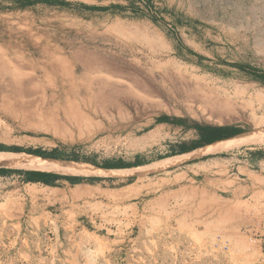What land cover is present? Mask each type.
Returning <instances> with one entry per match:
<instances>
[{
  "label": "rangeland",
  "instance_id": "1",
  "mask_svg": "<svg viewBox=\"0 0 264 264\" xmlns=\"http://www.w3.org/2000/svg\"><path fill=\"white\" fill-rule=\"evenodd\" d=\"M0 38L1 52L9 49L8 55L24 61L25 86L37 83L48 94L18 98L46 102L20 108L11 103L16 97L0 96V113L18 123L0 119V142L23 126L65 146V156L97 164L132 163L137 157L149 163L168 157L179 143L197 141L195 125L264 134V84L255 78L264 73V0H0ZM84 59L93 66L98 59L114 64L117 71L98 68L95 75L116 78L128 90L127 104L91 103L84 93L59 98L70 88L62 76L74 65L82 80ZM51 60L62 66L46 67ZM165 116L186 127H154ZM229 145L212 144L162 166L130 169L140 177L139 185L151 186L154 200L146 216L136 211V224L130 226L134 240L120 242L119 255L112 250L118 242L108 237L112 220L127 210L84 205L79 212L90 215L84 217L85 264H264V179L254 178L253 193H247L248 184L239 178L250 156L264 160V137L259 143ZM23 155L3 152L0 160ZM204 156L211 158L198 161ZM49 160L88 168L69 175L125 174L82 161ZM18 187L0 182L2 191ZM21 207L10 198L0 205L6 232L16 231L13 218L32 216ZM31 226L24 227L31 231ZM27 245L24 241L23 248ZM12 260L0 256V264H31L32 258L23 254L17 263Z\"/></svg>",
  "mask_w": 264,
  "mask_h": 264
},
{
  "label": "crops",
  "instance_id": "2",
  "mask_svg": "<svg viewBox=\"0 0 264 264\" xmlns=\"http://www.w3.org/2000/svg\"><path fill=\"white\" fill-rule=\"evenodd\" d=\"M41 93L44 92L40 90L31 95H25L24 97L48 96L47 93ZM24 100L27 99L18 101V105L15 107L20 108L21 104L26 102L33 103L37 106L43 102L46 104L43 99ZM0 119L6 120L8 122L7 124H18L9 120L2 113H0ZM21 127L23 128H20L22 130L21 132L18 131L19 133L9 135L8 141L6 142H0V150L4 148H19L21 150H35L49 153L58 149L60 153L66 155L65 146L57 145L55 139L43 135L39 130H26L23 126ZM154 127L182 128V126L168 123L154 124ZM193 143L182 142L178 146H173V151L169 154H177L174 156L165 157L149 163L142 160L141 157H137L136 163L140 164L138 166L132 168L105 169L118 170L125 173L121 175L100 173L94 176H79L23 167L0 166V182L5 181L12 185H19L14 191H2L0 189V205L7 198H10L13 201H18L22 205V213L27 212L32 214L31 217L20 214V216L13 218L12 225H14L16 231L10 230L9 232H6L7 230L4 228L5 223H7L6 218L0 216V256L12 257L14 263H17V258L23 254H27L32 258L31 264H85L84 249L82 246L85 240L83 229H87V227L84 223V217L88 218L90 215L89 211L86 213H80L79 211L86 204H103L111 208L117 207L127 210L126 216L122 218L117 217L112 220L113 232L108 237L109 240L118 242L116 244L118 248L115 247L112 250H115V253L119 255V251L121 250L119 247L120 242L134 240V237L131 236L133 229L130 230V226L132 225L134 227L136 224V211L140 212L142 210L144 211V216H146V211L151 210V205L154 200L152 198L153 191L151 186L139 185L140 182L138 183V181H140V177L129 172V170L153 165L165 159L185 156L198 149L209 146H203L190 151ZM3 152L31 155L26 152L0 151V153ZM215 153L217 152L213 154ZM31 156L40 157L37 155ZM256 156L258 154L250 156L245 161L246 163H244L245 166L243 167L244 173L239 172L241 181L248 184L247 193H253L252 187L255 186L254 178L262 177L264 179V160H258ZM202 158L198 161H204ZM121 162L125 163L123 161ZM133 163L135 161L131 164ZM254 167H258L259 170H255ZM78 178L85 179L78 181ZM87 178L93 179V181ZM27 179H37L38 182H26ZM46 182L51 185L46 184ZM238 189L240 188L231 190L233 196L238 193ZM28 223L32 224L31 231L26 229L27 227H24ZM120 227H123L121 231ZM23 230L27 231L24 232ZM24 241L29 243L26 248H23Z\"/></svg>",
  "mask_w": 264,
  "mask_h": 264
},
{
  "label": "bare ground",
  "instance_id": "3",
  "mask_svg": "<svg viewBox=\"0 0 264 264\" xmlns=\"http://www.w3.org/2000/svg\"><path fill=\"white\" fill-rule=\"evenodd\" d=\"M255 1V0H254ZM259 2V1H258ZM255 3V2H254ZM262 6V5H261ZM255 7V6H254ZM259 7V6H258ZM252 8V7H251ZM255 10L254 8H252ZM260 9V7H259ZM251 10V9H250ZM257 10V9H256ZM261 10V9H260ZM252 12V11H250ZM256 13V12H255ZM7 17V16H6ZM12 19V17H11ZM21 19V18H19ZM23 19V18H22ZM14 20V19H13ZM17 20V19H16ZM24 20V19H23ZM22 20V21H23ZM19 21V20H18ZM20 22V21H19ZM26 22V21H25ZM16 23V22H15ZM29 23V22H28ZM2 24V23H1ZM27 24V23H26ZM4 25V24H3ZM30 26V25H29ZM8 27V26H7ZM12 27V25H11ZM14 27V26H13ZM31 27V26H30ZM39 27V26H38ZM118 27V26H117ZM24 28V27H23ZM258 28V27H257ZM7 29V28H6ZM9 29V28H8ZM20 29V28H19ZM14 30V29H13ZM30 30V29H29ZM257 30V29H256ZM263 30V29H262ZM5 31V30H4ZM31 31V30H30ZM11 32V31H10ZM256 32V31H255ZM260 32V30H259ZM15 33V32H14ZM263 33V32H261ZM7 34V33H5ZM17 34V32H16ZM42 34V33H41ZM46 34V33H45ZM12 35V34H11ZM29 35V34H28ZM36 35V34H35ZM38 35V34H37ZM26 36V35H25ZM143 36V35H142ZM37 37V36H36ZM49 37V36H48ZM27 38V37H26ZM39 38V37H38ZM37 38V40H38ZM1 39V38H0ZM15 39V38H14ZM21 39V38H20ZM43 39V38H42ZM5 40V39H4ZM18 40V39H17ZM32 40V39H31ZM23 41V40H22ZM34 41V40H33ZM41 42V41H40ZM52 42V40H51ZM2 43V42H1ZM9 43V42H8ZM32 43V42H31ZM12 45V44H11ZM22 45V44H21ZM33 45V43H32ZM35 45V44H34ZM17 47V46H16ZM12 48V46H11ZM9 50V49H8ZM8 50L6 52H1L0 56V96L3 98L13 99L14 97L22 98L25 95H31L35 93L36 91H40L37 83L33 87H26L25 81L28 79L26 78V72H20L22 68H25L24 61L19 62L16 60L14 55H8ZM22 50V49H21ZM34 50V49H33ZM30 51V50H28ZM36 51V49H35ZM44 51V50H42ZM257 51V50H256ZM32 52V51H30ZM29 52V53H30ZM39 54V53H38ZM53 54V53H52ZM68 54V53H66ZM24 56V55H23ZM25 57V56H24ZM36 57V56H35ZM60 57V56H58ZM62 57V56H61ZM66 57V56H65ZM78 58L77 54L73 55V59ZM56 59V58H55ZM96 59V58H95ZM59 60H62V58H59ZM67 60V59H66ZM94 60V59H93ZM31 61V60H30ZM168 61V60H167ZM26 62V61H25ZM66 62V61H65ZM82 62V80H79L77 77V71H76V65L73 66L72 72L67 73L62 76V82H68L69 83V90L62 93L60 92L59 98L66 97L67 94H71L75 96L76 98L79 97L82 93H84L86 96L89 97L88 101L91 103H94L96 100L97 103H103L110 101L111 105H122L127 104L129 100H126L124 96L127 94L128 90L123 87L116 78L112 77H101V75H95V73L98 71L97 69L100 68L101 70H107V72H111L112 68L116 69L114 64H109L106 60L98 59L95 61V65L91 63L90 60L84 59L81 60ZM61 62H55L51 60L50 62H47L46 67L48 68H55L56 66H62L60 64ZM63 63V62H62ZM27 65L31 66V63L26 62ZM64 65V64H63ZM66 65V64H65ZM67 66V65H66ZM111 68V69H110ZM38 69V68H37ZM60 69V68H59ZM61 70V69H60ZM66 70V69H65ZM71 70V69H70ZM111 70V71H110ZM117 71V69H116ZM115 71V72H116ZM65 72V71H64ZM63 72V73H64ZM32 74V73H31ZM94 74V75H92ZM121 74V73H120ZM29 75V74H28ZM179 75V74H178ZM33 76V75H32ZM35 76V75H34ZM33 76V77H34ZM164 76V75H163ZM9 79V80H8ZM36 80V76L33 78ZM8 80V81H7ZM58 81V80H57ZM143 81V80H142ZM198 81V80H197ZM121 82V81H120ZM198 83V82H197ZM124 84H126L124 82ZM189 85V84H188ZM130 86V85H129ZM51 87V86H50ZM128 87V86H127ZM202 87V86H201ZM49 88V87H48ZM204 88V87H203ZM194 89V88H193ZM132 90V89H130ZM153 90V89H152ZM71 92V93H69ZM71 95V96H72ZM128 95V94H127ZM259 95V94H258ZM71 98V97H70ZM129 99V98H128ZM23 100V99H21ZM17 100L14 102V100H11V103H17ZM65 100H68L65 99ZM70 100V99H69ZM108 100V101H107ZM64 101V100H63ZM87 101V102H88ZM220 103V102H219ZM65 105V104H64ZM227 106V105H225ZM227 108V107H226ZM264 137V134L261 133H254V134H240L228 139H225L223 141L216 142L215 144H230L229 146L237 147L241 145H246L249 143H259L261 142V139ZM228 142V143H227ZM213 144V145H215ZM172 158L169 160H162L158 163L154 164L155 166H162L165 163H168ZM53 160H46L42 159L40 157H34L29 155H23V159H18L15 161L12 160H0V165H6V166H18L23 167L27 169H33V170H43L48 172H57V173H66V174H83L85 171H87V167L81 166L79 164H73V163H64V162H57ZM134 170H138L137 168H134ZM238 202V201H237ZM220 209V208H219ZM236 209V208H235ZM247 210V209H246ZM245 215V214H244ZM225 216V215H224Z\"/></svg>",
  "mask_w": 264,
  "mask_h": 264
},
{
  "label": "trees",
  "instance_id": "4",
  "mask_svg": "<svg viewBox=\"0 0 264 264\" xmlns=\"http://www.w3.org/2000/svg\"><path fill=\"white\" fill-rule=\"evenodd\" d=\"M33 3H36V1L29 2L28 4H33ZM45 3H49L50 4L52 2L46 1ZM64 5H66V4H64ZM88 8L92 9V10H99V11H108V10L111 9L109 7H89V6H88ZM236 67H238V66H236ZM239 68L245 70V68L242 67V66H239ZM255 78H256L257 82H260V83L264 84V73H260V74L255 75ZM158 122H160V123H168V124H175V125L186 127V124H184V122L182 120L173 119V118L166 117V116L159 118ZM192 128L195 129L198 132L199 140H197V142L193 143L190 151H193V150L198 149L200 147L211 145V144H213L215 142L222 141V140H225V139H228V138H231V137H234V136H237V135H240V134L244 133V131L241 130V129L234 128V127H226V126L211 127V126L195 125V126H192ZM0 151L26 152L28 154L37 155V156H40V157H43V158H51V159H57V160H67V161H73V162H81L82 161L84 163H88V164H91V165H93L95 167H99V168H103V169L132 168V167L140 165V164H137L136 162L131 164V163H122L121 161H118V162H105L103 164H97L96 162H94L92 160L80 159V158L75 157V156H65L62 153H60L58 151V149L54 150L52 152H49V153L42 152V151H35V150H21L19 148H12V149L4 148V149H1ZM186 152H189V151H186ZM186 152H183V153H186ZM174 155H177V154H170L169 156H174ZM209 157L210 156L204 157V158H202V160H205V159H207ZM82 179H85V178H78L77 180L81 181ZM87 179H89V178H87ZM89 180L93 181V179H89ZM26 182H34V183H36L38 181H37V179H27ZM46 184L51 185L48 182H46Z\"/></svg>",
  "mask_w": 264,
  "mask_h": 264
}]
</instances>
